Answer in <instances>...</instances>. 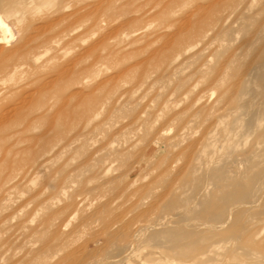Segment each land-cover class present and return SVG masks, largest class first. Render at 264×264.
<instances>
[{
	"label": "rangeland",
	"instance_id": "374dc122",
	"mask_svg": "<svg viewBox=\"0 0 264 264\" xmlns=\"http://www.w3.org/2000/svg\"><path fill=\"white\" fill-rule=\"evenodd\" d=\"M1 119L0 264H264V0H0Z\"/></svg>",
	"mask_w": 264,
	"mask_h": 264
},
{
	"label": "bare ground",
	"instance_id": "6f19581e",
	"mask_svg": "<svg viewBox=\"0 0 264 264\" xmlns=\"http://www.w3.org/2000/svg\"><path fill=\"white\" fill-rule=\"evenodd\" d=\"M39 90V89H38ZM22 100H24L23 98H22ZM26 103V102H25ZM27 103H28V101H27ZM20 104H21V102H20ZM23 105H24V103H23ZM13 108V107H12ZM60 108V107H59ZM9 110V109H8ZM5 113V112H4ZM6 114V116H7V113H5ZM3 115V114H2ZM9 116V115H8ZM7 116V117H8ZM5 117V116H4ZM1 122H2V119L0 120ZM3 121H4V119H3ZM233 186H235V185H233ZM231 188H233V187H231Z\"/></svg>",
	"mask_w": 264,
	"mask_h": 264
}]
</instances>
